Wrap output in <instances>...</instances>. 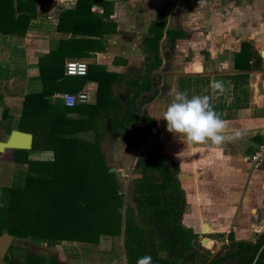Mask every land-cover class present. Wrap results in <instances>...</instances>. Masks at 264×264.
<instances>
[{"label": "crops", "instance_id": "0c3cea01", "mask_svg": "<svg viewBox=\"0 0 264 264\" xmlns=\"http://www.w3.org/2000/svg\"><path fill=\"white\" fill-rule=\"evenodd\" d=\"M53 1L50 10L46 7L47 10L45 8L43 13L30 21L24 36L0 35V118L2 112L6 111L5 117L1 119L0 141L7 140L10 135L11 131H5L7 125H12L11 130H20L18 125L23 115L25 96L44 89L40 74L42 70L46 80L48 79L46 87L52 92V99L62 92L85 90L90 97L87 105L100 101L98 117L101 122L108 119L106 125L104 124L105 129L109 128L111 118L121 116L133 107L130 112L138 118L130 123L129 133L141 137L142 140L143 136H147V140L137 145L121 131H115L110 140L100 143L102 159L109 168L132 169L137 167L139 155L146 148V151L171 161L178 172L176 177L185 194L181 224L192 229L197 234V239L201 238L200 242L202 225L205 224L209 231L214 224V218L222 222L223 228H235L238 221H244L242 225L247 226L245 213L258 212L260 208H264V164L252 170L247 159L250 151L256 148L258 140L254 139L255 136H264V0H211L213 4L209 3V11L200 10L201 14L195 18L197 25L192 32L177 28L186 32L184 38L177 39V43H182L179 56L178 50L160 55L159 49L162 61L156 70H151L152 86L148 91H141L138 96L133 95V88L143 75L142 61L146 52L144 46L149 26L157 19L155 11L164 8L168 1L112 0L113 10L110 17L114 23L113 32L104 36L102 44L92 45L82 40L86 38L83 34L57 30L61 11L73 8L76 0H66L64 3ZM128 3L141 8L137 7L132 11L127 22L123 21L122 13L123 4ZM92 10L97 13L102 11L97 6ZM170 14L171 12L165 28L173 26L168 20ZM125 29H128L127 33ZM71 39L77 40V46L65 44L62 48L60 54L65 55L63 69L67 60L81 59L88 65L100 64L117 73L113 78L102 82V88L105 89H102L100 95L97 81L85 80L81 76L69 77L65 73L62 77H49L46 67L52 61L51 58H45L39 63L40 58L54 51L61 40ZM162 39L167 37L164 35ZM242 43H248L255 54L251 58L250 69L234 68V55L239 52ZM132 53L135 56L130 55ZM184 54L185 57H182ZM256 57L260 60L253 64ZM127 70L130 73L135 71V78ZM213 80L224 82L225 91L222 94L212 93L210 84ZM176 91H187L189 98L194 95H211L214 110L226 122L225 135L234 138L226 139L221 145L208 142L189 146L179 136L169 132L162 116L174 99ZM30 115L34 116L33 123L27 117ZM42 117L43 123L49 121V117L56 119L57 110L39 111L36 110V103H28L22 119L27 130L21 131L32 135L31 148L5 149L0 152V166L3 167L7 161L21 160L20 163L27 173L28 164L24 160L38 163L53 160V143L45 147L42 157L31 155L30 152L35 144L32 130L36 129L35 124H42ZM236 131L241 133L239 137H235ZM35 146L39 147L37 144ZM63 147L66 151L72 150L76 159L88 156L73 151L75 145ZM23 152L25 156L21 157L20 153ZM141 174L142 172L118 176V183L123 191ZM23 184L16 188H21ZM119 193H122L121 190ZM192 207L195 209L192 210ZM120 232L118 238L121 239L124 226ZM59 242L65 244L72 241ZM107 248L109 264H129V258L130 264H137L131 257L127 258L122 239L121 248L117 251L119 254L109 247L99 250L100 253L106 254L104 251Z\"/></svg>", "mask_w": 264, "mask_h": 264}, {"label": "trees", "instance_id": "16d2710c", "mask_svg": "<svg viewBox=\"0 0 264 264\" xmlns=\"http://www.w3.org/2000/svg\"><path fill=\"white\" fill-rule=\"evenodd\" d=\"M53 2V0H0V35L24 36L30 21L38 14L43 13L47 5L49 6L48 10H50ZM173 5L170 1L166 2L164 8L157 10L158 17L149 26L144 46L146 52L142 61L143 75L133 88V95L135 96H138L141 91H148L152 86L151 70H156L162 61L159 56V43L162 37L165 35L167 40H170L173 38L181 39L186 36L184 30L165 28L168 14L171 12ZM95 6L100 7L102 11L100 13L93 11L92 8ZM112 10V0H76L73 8L61 11L57 30L83 34L86 38L82 40L89 45L102 44L104 36L113 32L114 29V23L110 17ZM75 42H77L76 39L61 40L54 51L40 58L39 63H42L48 57L52 60L46 67L49 77L52 75L63 76L65 55L63 56L60 53L65 44L76 47ZM254 56L251 46L248 43H242L241 49L234 55V68L250 69L252 67L250 61ZM256 58L253 64L258 63L260 60V58ZM40 74L44 89L41 92L29 93L25 96L23 115L28 108V103L33 102L36 103V110H57V117L53 120L50 130V134L54 133L55 136L54 141H52L54 158L49 162L39 163L28 159L24 160L28 164V169L23 186L21 188L10 187L8 190L10 200L5 206H0V234L8 232L15 238L28 237L29 235L43 238L45 236L44 231L50 229V226L53 229H76L78 227L76 224L82 223L83 219H86V216H84L86 206L88 205L89 209L91 208L88 202H91V198L94 200L97 198L94 194L91 197L87 196L89 190L103 187L104 190L109 191L111 189L110 184L115 180L114 173L109 172V166L103 160L98 162V159L93 158L102 156L99 147L102 141L100 138L102 131H94L91 124L99 112L98 104H100V101L93 105L65 107L59 98L58 100L52 99V92H49L48 87H46L48 79L46 80L44 71L41 70ZM115 75L117 73L109 71L98 64L88 65L87 74L81 77L85 80L97 81L99 85L98 95H100L102 89H105L102 88L104 87L102 82L113 78ZM131 108L133 107L127 109L123 115L111 118L109 129L112 132L121 131L139 145L143 143L141 137L129 133L128 130L130 123L138 118L136 114L130 112ZM5 115L6 111H3L0 124ZM22 119L18 128L27 130ZM11 129L12 125L9 124L6 126L5 131L9 133ZM84 131L93 133L92 142L83 140L78 135L82 132L83 136ZM97 138L101 140L98 141ZM254 139L259 141L262 138L257 135ZM86 143H90L89 147ZM69 144L75 145L73 151L82 153V156L87 153V148L91 151L94 149L95 153H99V155L94 156L92 152V156L76 159L72 150L66 151L63 147ZM253 152L252 150L249 154L251 155ZM137 166L141 167L143 171L141 176L134 181L136 208L132 209L127 206L126 212L130 209L131 218L134 217L133 222H136V225L133 227V231L136 229L137 237L144 239L145 235H149V239L155 238L159 244L163 245L161 249L156 247L153 252L148 251V256L151 255V263L195 264L198 251L195 249L194 241L197 240V234L181 224L185 194L181 189L180 181L176 177L178 172L173 168V163L165 160L160 155L145 150L140 153ZM100 173L106 175L103 185L96 186L88 183L94 181V178L101 179ZM151 175L152 180L150 179ZM115 194L118 196L117 192ZM81 197L85 199L78 206ZM108 200L102 199L99 209H103V204L107 205ZM117 205V209H119L116 211L119 212L118 225L114 221L113 226L105 228L103 232L105 235L118 236L120 234L122 201H119ZM81 207H84V209ZM105 218L107 220L104 223L108 224L109 218ZM131 220L125 222V233L132 230L130 227L134 224ZM228 237L232 240V232L229 233ZM48 239L84 241L87 243H96L98 240L97 237L87 240L74 237L59 239L49 237ZM203 245L207 247L206 244ZM13 247L12 245L11 249ZM229 249L223 255L207 259L204 264H264V233L259 234L254 241L241 240L234 242L232 240ZM40 251L35 254H28L27 248L21 252L18 246H15L10 253L8 264H17L15 262L16 254L22 260L21 264H48V262L49 264H64L59 260L58 255L51 250L42 249ZM158 251H163L166 254L158 257ZM129 257L127 252V258ZM131 258L137 262L134 257ZM128 263L130 264V258Z\"/></svg>", "mask_w": 264, "mask_h": 264}, {"label": "rangeland", "instance_id": "374dc122", "mask_svg": "<svg viewBox=\"0 0 264 264\" xmlns=\"http://www.w3.org/2000/svg\"><path fill=\"white\" fill-rule=\"evenodd\" d=\"M129 0H127L128 2ZM130 2V1H129ZM135 2V1H134ZM133 2V3H134ZM209 3L213 2L211 0H177L176 2H173V8L171 10V14L169 15V23L173 26L171 28H185L187 32H192L197 25L196 19L197 15L201 14V11H209ZM132 3H128V5L123 4V21L127 20V22L130 19L131 12L136 10L137 7L141 8V6H130ZM155 7H157L155 5ZM47 8L49 9V6L47 5ZM46 8V10H47ZM149 9V8H148ZM45 10V9H44ZM43 12V11H41ZM154 12V9H153ZM133 16V15H132ZM156 18L158 17L157 11H155ZM196 18V19H195ZM129 24V23H128ZM199 25V24H198ZM128 26V25H127ZM204 27V26H203ZM170 28V27H169ZM207 28V26H206ZM125 32H128V29H125ZM159 43V49H160V55L165 53H173L177 51L179 56V47H181L182 43H177V39L173 38L170 40L162 39ZM184 45V43H183ZM187 45V44H186ZM168 49V51H167ZM145 54V53H144ZM130 55H134L133 53ZM135 56V55H134ZM182 57H185V54L182 55ZM129 60V59H128ZM7 62V61H6ZM136 70V69H134ZM128 71V70H127ZM8 73V71H6ZM11 72V71H10ZM129 72L130 76H133L135 78V71ZM78 76H75L74 78H77ZM165 85H163L164 87ZM58 100V99H57ZM99 112L97 113L96 117L92 120L91 124L95 130L102 131V135H100V138L103 141H108L113 137V132L106 128L107 118L104 119V122H101V118L98 117ZM29 118V121L32 122L34 119L33 115L27 116ZM24 119V115H23ZM54 118L49 117V121L44 122V117L40 120L42 124H35L36 129L32 130L33 134L35 135V144L39 145V147H36L34 144V147L32 148L31 155H34L36 157H42L44 155L45 147L51 146V141H54L55 136L54 133L50 134V127H52ZM103 121V120H102ZM33 123V122H32ZM105 124V125H104ZM93 131V132H94ZM85 132V131H84ZM83 140L85 139L88 142H92L93 140V133L86 131L85 134L80 132L78 134ZM98 139V138H97ZM101 139H98L100 141ZM87 146L89 147L90 143ZM85 144V145H86ZM150 148V147H149ZM145 150H147L145 148ZM154 151V150H153ZM93 152L94 156H98L99 153H95L94 151H91L87 148V155L89 157L92 156L91 153ZM144 152V151H142ZM21 157L25 156V152L20 153ZM19 156V154H17ZM103 156L93 157L94 159H98V162L102 159ZM16 159V158H15ZM23 159V158H22ZM21 160H13V162L7 161L4 166H0V206L6 205L8 203V200H10V195L8 193L9 187H19L24 183V180L26 179L27 173H25V169L20 163ZM137 165V164H136ZM101 179L94 178V181H89V184L93 185H103L104 181L106 180V175L100 173ZM115 180H113L111 185V189L109 191H106L103 189V187H97V189L89 190V193H87V196H93V194L97 197L95 200L91 198V202H88L89 205H91V208L89 209L87 203L85 206L87 209H85L86 213L84 216H86V219H83L82 223H77L78 227L76 229H70L66 230L63 228H56L53 229L50 226V229H46L44 231V237L38 238L29 235L28 237H16L13 241V244L20 247H28V248H34L32 252H38L42 249H50L53 253H57L58 257L61 261L67 262L68 264H109L110 262V255L107 251H104L106 254H101L99 250H104L106 247L112 248V250L115 253H118L119 249L121 248V239L124 243L126 251L129 253L130 257H134L136 261H138L139 258L148 256V251H154V248H162V244H159L157 239H149V235H145L144 239H141L142 237H137L136 229L133 231V227H135L136 222L134 221V217L131 218L130 215V209L126 212V207H134L136 206V193L134 190V181L132 182V185L123 191L124 189L121 187V185L118 183V176L114 174ZM152 175L150 179L152 180ZM110 180V179H109ZM115 184V185H114ZM114 185V186H113ZM95 186V187H96ZM121 190L122 193L120 194L119 191ZM118 193V196L115 193ZM37 199V198H36ZM84 197H81L78 201V206L84 202ZM102 199L108 200L107 205L103 204V209H99L101 206ZM122 201V207L121 210V225L120 228L123 229V226L125 228L124 222L131 221L134 225H132L130 228L132 230L128 231V233H123L122 238H118L116 235H105L103 232L105 228L108 226H113L112 224L114 221H116L118 225L119 220V212H116L117 210V203ZM84 206V207H85ZM84 207H81L84 209ZM135 209V208H133ZM195 209L192 207V210ZM264 208H260L258 212H248L245 213V216L247 217V220L245 221L247 226L242 225L244 221H238L235 224V228H228V226L224 227L222 226V222L216 221L214 218V224L213 226H210V230L207 231V233L202 234V240L200 242L199 238L194 241L195 249L198 251L197 253V261L195 264H204L205 261L209 258H214L219 255H223L228 250H230V244L233 240L234 242L239 241H254L259 234L264 233ZM102 210V211H101ZM194 212V211H193ZM192 212V213H193ZM196 214V212H194ZM254 213V214H253ZM244 215V214H242ZM109 218V223L106 224L104 221ZM114 219V220H113ZM115 225V226H117ZM120 229V231H121ZM232 232L233 238L231 240L230 237H228L229 233ZM121 234V232H120ZM119 234V235H120ZM45 237H54V238H62V237H74L78 239H93L98 238L96 243L88 244L87 242L82 241H75V242H66L61 243L60 240H52ZM207 239L205 247L203 245V239ZM149 239V240H148ZM201 239V238H200ZM51 240V242L49 241ZM120 243V245H119ZM98 248V249H97ZM98 250V251H97ZM108 253V254H107ZM119 254V253H118ZM151 254V253H150ZM157 254L159 255H165L166 253L162 251H158ZM151 256V255H150ZM108 257V259H106ZM151 264H156L152 262Z\"/></svg>", "mask_w": 264, "mask_h": 264}, {"label": "clouds", "instance_id": "9594fccd", "mask_svg": "<svg viewBox=\"0 0 264 264\" xmlns=\"http://www.w3.org/2000/svg\"><path fill=\"white\" fill-rule=\"evenodd\" d=\"M210 89L212 93L222 94L225 91V84L223 81L213 80ZM61 98L66 106H74L72 97ZM55 99L54 97L53 100ZM211 99V95H194L189 98L187 91H176L174 99L162 116L167 123V130L179 136L183 143L189 146L208 142L221 145L226 139H233V136L225 135L226 122L214 110ZM240 135L239 131L235 132V137ZM137 264H151V257H141Z\"/></svg>", "mask_w": 264, "mask_h": 264}, {"label": "built area", "instance_id": "2783aa9c", "mask_svg": "<svg viewBox=\"0 0 264 264\" xmlns=\"http://www.w3.org/2000/svg\"><path fill=\"white\" fill-rule=\"evenodd\" d=\"M60 3H64L66 0H58ZM88 71V63L81 59H69L64 64V73L68 76H85ZM63 96H70L73 98L75 104L73 107L81 104H87L90 102L89 93L85 90L78 92H62L56 95L65 107V101L61 98ZM72 108V107H68ZM252 170L258 169L264 164V136L256 144L254 152L247 158Z\"/></svg>", "mask_w": 264, "mask_h": 264}, {"label": "water", "instance_id": "95a60500", "mask_svg": "<svg viewBox=\"0 0 264 264\" xmlns=\"http://www.w3.org/2000/svg\"><path fill=\"white\" fill-rule=\"evenodd\" d=\"M176 2L177 0H164ZM143 140H147V136L142 137ZM32 135L28 132L21 130H11L9 137L5 141H0V152L5 149H29L31 148ZM151 152V151H150ZM109 172H113L116 176H128L140 174L142 172L141 167H133L132 169L118 170L116 167L109 168ZM207 233L206 225L203 224L201 227V234ZM13 236L7 232L0 234V259H2L5 250L8 248ZM207 239H203V244H205Z\"/></svg>", "mask_w": 264, "mask_h": 264}, {"label": "flooded vegetation", "instance_id": "af4514ba", "mask_svg": "<svg viewBox=\"0 0 264 264\" xmlns=\"http://www.w3.org/2000/svg\"><path fill=\"white\" fill-rule=\"evenodd\" d=\"M2 206H5V205H2ZM136 208V207H135ZM8 233V232H7ZM2 234V233H1ZM15 240V237L13 236V238H12V241L10 242V244H9V246H8V248L5 250V253H4V255H3V257H2V259H0V264H8L9 263V258H10V256H11V251L15 248V244H13V241ZM12 245L14 246L13 247V249H11V247H12ZM18 248H19V250L21 251V252H23V249H25V248H27L28 249V254H35L36 252H32V250H34V248H28V247H26V246H24V247H20V246H18ZM32 249V250H31ZM44 250H50V249H48V248H46V249H44ZM199 251V250H198ZM19 252V251H18ZM17 252V253H18ZM38 252H41L40 250L38 251ZM57 254V253H56ZM58 255V254H57ZM196 259H197V256H196ZM60 260V259H59ZM61 261V260H60ZM15 262L17 263V264H21V262H22V260L20 259V257L19 256H17V254H16V256H15ZM61 262H63V261H61ZM64 264H68L67 262H63ZM48 264H49V262H48Z\"/></svg>", "mask_w": 264, "mask_h": 264}, {"label": "bare ground", "instance_id": "6f19581e", "mask_svg": "<svg viewBox=\"0 0 264 264\" xmlns=\"http://www.w3.org/2000/svg\"><path fill=\"white\" fill-rule=\"evenodd\" d=\"M207 242V241H206ZM206 244V243H205Z\"/></svg>", "mask_w": 264, "mask_h": 264}]
</instances>
